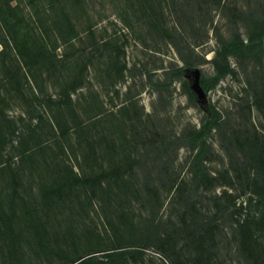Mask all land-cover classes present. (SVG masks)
<instances>
[{"label": "rangeland", "instance_id": "rangeland-1", "mask_svg": "<svg viewBox=\"0 0 264 264\" xmlns=\"http://www.w3.org/2000/svg\"><path fill=\"white\" fill-rule=\"evenodd\" d=\"M260 214L264 0H0V264H245Z\"/></svg>", "mask_w": 264, "mask_h": 264}, {"label": "trees", "instance_id": "trees-1", "mask_svg": "<svg viewBox=\"0 0 264 264\" xmlns=\"http://www.w3.org/2000/svg\"><path fill=\"white\" fill-rule=\"evenodd\" d=\"M217 80L214 78H202L200 81V87L202 89H209L210 87H213L216 85ZM263 164V161L261 158H259L258 162L255 164L256 167H259L261 169V165ZM256 177L255 179L260 182L261 180L257 179L260 177V173L256 171ZM257 220H259L261 223L264 222V215L260 214L257 217ZM257 241V237L254 236V233L250 230L245 231V237H244V245H245V254H244V260L245 264H264V248L262 250H258L257 248H254L251 243Z\"/></svg>", "mask_w": 264, "mask_h": 264}]
</instances>
